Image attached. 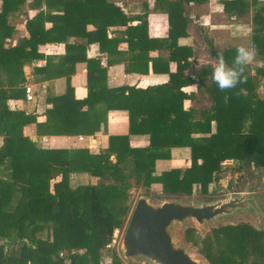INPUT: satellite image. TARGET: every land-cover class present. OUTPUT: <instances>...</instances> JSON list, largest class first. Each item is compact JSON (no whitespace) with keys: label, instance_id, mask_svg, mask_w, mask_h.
<instances>
[{"label":"trees","instance_id":"1","mask_svg":"<svg viewBox=\"0 0 264 264\" xmlns=\"http://www.w3.org/2000/svg\"><path fill=\"white\" fill-rule=\"evenodd\" d=\"M183 1L198 3L207 0L166 2L168 38L171 43L169 46L158 47L171 48V58L176 59L178 65L182 59L187 61L190 55L184 49L176 47L177 40L187 35L186 19L181 16ZM253 3L258 9L252 17L254 28L251 45L264 61V0H253ZM157 4H162V0H157ZM87 5L98 6L99 0H66L64 20L75 18L82 10L76 9L80 6L84 9ZM224 8L225 12L235 17L245 13L242 0L227 1ZM3 19L4 16L0 14V22ZM124 26L129 49L136 53L132 66L141 74H147L149 59L144 58V55L149 54L153 46L147 40L146 21H141L137 27L127 24ZM27 29L33 41L41 39L42 32L37 30L34 23H29ZM71 35L84 37L88 43L98 42L102 51H111L116 44L115 40L106 39L105 27L96 28L92 34L86 32L85 28L67 26L55 27L46 33V36L57 38ZM29 42L21 41L18 48L4 52L0 63L20 75L23 63L20 52ZM208 44L211 53L215 55L212 43ZM36 45L37 42L34 46ZM235 54L236 48L224 51L229 66ZM85 62L88 67V97L74 102L75 107L70 103L61 104L65 106L61 109L60 102H64L71 93L67 78L65 96L52 100L53 114L73 116L77 110L86 106L92 114V123L84 124L81 132L93 135L100 130L101 124L105 125L109 111H126L129 134L148 135L149 145L131 148L127 136H111L107 151L99 155L83 153L77 157L72 153L68 155L67 152H62L61 157L49 160L55 168L48 166L33 170L29 163L31 152L23 155L11 152L16 147L13 146L15 138L17 142L29 144L31 148L29 141L21 136V129L34 119L3 109L0 112V135L4 137L5 145L0 151V165L8 162L12 171L10 179L15 184L24 183L29 187L15 189L16 202L8 210L2 211L0 203V237L35 244L32 249L22 243L20 261L14 264H63L59 258L62 250L68 253L75 250L68 255L70 264H100L102 252L109 253L108 247L112 244L114 231L121 230L127 220L130 212L128 192L133 185L148 189L158 184L165 194L188 196L192 195L193 187L197 185L200 193L206 194L208 186L222 171V163L225 161L238 162L237 172L242 171L245 163L257 168L264 167V96L256 94L253 77H245L243 73L246 82L224 92L211 81L205 86V92L212 103L211 108L184 111L182 103L186 96L181 89L186 85L178 75L170 74L169 82L160 87L144 90L131 87L107 89L105 85L98 87V81L105 77V70H97L93 62ZM150 63L153 73L169 72V67L161 60L155 59ZM255 78L264 80V67L255 70ZM99 104L104 108L97 109L96 105ZM51 133L67 135L71 131L66 129ZM19 148L21 149L20 145ZM172 148L190 150V167L183 171L172 169L155 175V162L169 159ZM112 155L114 162L110 159ZM45 162L50 165L48 161ZM72 172L89 173L100 178V183L95 187L70 190L68 177ZM53 174L59 175L61 181L54 184L52 194L49 192V183ZM44 229H51L52 241L35 238L36 233ZM194 233L195 229H186L184 239L195 246L201 245L199 252L209 264H264V230H257L245 223L224 225L213 229L211 235L205 236L200 243L195 240ZM80 250L84 252L78 253ZM110 255L111 264H123L115 249H112ZM5 260L0 253V262L5 263Z\"/></svg>","mask_w":264,"mask_h":264},{"label":"crops","instance_id":"2","mask_svg":"<svg viewBox=\"0 0 264 264\" xmlns=\"http://www.w3.org/2000/svg\"><path fill=\"white\" fill-rule=\"evenodd\" d=\"M8 1L0 0V14L4 16L3 21L0 22V61L4 52L18 48L21 41L30 42L20 52L23 60L20 75L17 74V71L7 69L0 63V112L4 109L34 119L32 123L26 124L21 129V136L29 141L31 148H29V144L17 142L15 138L13 146L16 147L14 150L12 148L11 152V154L20 152L22 155L28 151L31 152L29 163L33 170L48 166L55 168V165L49 160L51 158L56 160V158L61 157L62 152H67L68 155L72 153L77 157L83 153L99 155L107 151L111 136H127L131 148H144L149 145L148 135L129 134L128 113L126 111H109L105 125L101 124L100 130L93 135H84L81 132L84 124L90 125L92 123L90 120L92 114L86 106L77 110L73 116L65 117L61 113L53 114L54 101L52 100L65 96L68 87L67 78H69L71 93L64 102H60L61 109L65 107L61 104L70 103L73 105L72 107H75L74 102L83 101L88 97V67L85 60L93 62L97 70H105V77L98 81V87L105 85L107 89L131 87L144 90L166 85L170 80V74H173L182 78L183 84L186 85L181 89V92L186 96L182 103L184 111L210 109L212 103L209 95L205 92V86H208L212 81L210 79L211 59L216 58L218 47L223 48V51L237 48L236 46L221 45L223 42L244 39L243 37H245L249 39V46L247 47L252 48L251 37L254 28L252 17L258 9L253 0H242L245 13L240 17H235L225 12L224 3L230 0H207L198 3L183 1L181 3V16L186 19L187 35L177 40L176 47L184 49L190 55L187 61L182 59L178 65L177 60L171 58L169 50L171 48L158 47V45L169 46L171 43L168 38L169 22L165 13V9L168 8L166 2L180 3V0H162V4H157V0H99L98 6L87 5L84 9L80 6L76 9H82L79 15L67 20H64L66 17L64 11L66 0ZM250 7L255 8V10L251 17L249 16L248 19L244 20ZM143 20L146 21L147 25V40L153 46L150 48L152 50L149 54L144 55V58L149 59L147 74H141L132 66V59L136 53L129 49L128 39L124 33V24L137 27ZM31 22L34 23L37 30L42 32L39 41H33L30 38L27 25ZM65 26L85 28L86 32L91 34L96 28L105 27L106 39L115 40L116 44H114V48L110 49L111 51H102L98 42L91 41L88 43L84 37L75 35L66 38L64 36L58 38L46 36V33L51 29ZM200 32L204 35L199 40L197 34ZM36 42L37 45L34 46ZM208 42L212 43V51L215 52V55L211 53ZM77 48L82 50H77ZM202 48L203 50L207 48L208 52L204 54ZM202 55L205 56V59L201 58ZM83 57L86 59H82ZM155 59L165 62L169 67V72L153 73L150 62ZM197 61L199 62V69L197 68ZM260 61L264 63L261 59ZM244 74L245 77H253V72L246 74L244 70ZM95 76L98 77V74L95 73ZM27 85L31 86L32 89V101L26 100L25 86ZM200 90H203L204 96L207 98V104L204 107H201L197 102L200 100ZM96 108L102 109L104 106L99 104L96 105ZM213 125L212 129L214 130ZM66 129L70 130L71 133L67 135L51 133ZM89 129L92 128L89 127ZM4 145V137L0 135V151ZM110 159L114 162V155ZM45 161H48L50 165H46ZM190 164V150L188 148H172L169 159L155 162V175L172 169L183 171L189 168ZM11 174L12 171L8 162L5 165H0L2 211L13 207L16 202L15 189L29 187L24 183L15 184L10 179ZM51 176L53 178L49 183V192L53 194L54 184L60 182L61 177L55 174ZM99 183L100 178L84 172H72L68 177V187L73 191L80 187H95ZM120 232L121 230H115L113 239ZM52 237L51 229L39 231L35 236L38 240L48 239L49 241H52ZM22 243L32 249L35 245L26 240L20 242L10 237H0V253L6 258L5 263L0 262V264H14V262L20 261ZM114 246L111 244L108 247L109 253L102 252L100 264L112 263L110 254ZM74 252L75 250L70 251V253L62 250L59 253V258L63 264H70L68 255ZM83 252V250L78 251V253ZM120 260L126 264L121 258Z\"/></svg>","mask_w":264,"mask_h":264},{"label":"water","instance_id":"3","mask_svg":"<svg viewBox=\"0 0 264 264\" xmlns=\"http://www.w3.org/2000/svg\"><path fill=\"white\" fill-rule=\"evenodd\" d=\"M220 187L223 195L212 199L181 195L153 200L141 194L119 242V257L126 264H209L195 254L186 241H179L178 228L216 229L233 225L240 216L248 217L257 226L264 223V198L247 176L237 177L234 171L233 176L220 181ZM220 222L229 224L217 226Z\"/></svg>","mask_w":264,"mask_h":264},{"label":"rangeland","instance_id":"4","mask_svg":"<svg viewBox=\"0 0 264 264\" xmlns=\"http://www.w3.org/2000/svg\"><path fill=\"white\" fill-rule=\"evenodd\" d=\"M255 8H249V13L247 14V16L244 17V20L248 19L249 16L251 17L253 12H254ZM204 33L202 34V32L197 34V38L200 40L203 37ZM244 39H237V40H233V41H227V42H223V44L221 45H225V46H236L239 47L240 45H244V46H249V39L243 37ZM223 49V48H221ZM203 53H207L208 49L205 48L203 50ZM201 58L205 59V56L202 55ZM202 59V60H203ZM259 67H264V63L260 61V58L256 55L254 61L247 65L245 67V73H249L251 74V72H253V78L255 80V85H256V94L259 97H263L264 96V80L261 78H255V70ZM200 100H198L197 102L199 103V105L201 107H204L207 103H206V96H204V92L203 90H200ZM214 126V125H213ZM223 165V169L222 171L217 175V179L213 180V182L208 186V191L206 194H201L200 193V187L199 186H195L193 187V193L192 195H190L191 198H195V199H212L218 196L223 195L222 192V188L220 187V181L223 179H228L230 176L234 175V171H237L236 168L239 166V163L236 161H225L222 163ZM243 169L241 172H237V177L240 175L243 176H247L248 179L251 180L252 182V186L253 188H258L257 192L259 194V196L264 198V167H260L257 168L253 165H249L247 163L242 165ZM245 180H243L242 183H244ZM131 183H133L131 181ZM141 194H146L148 196H150L151 199L153 200H159L163 197L165 198H175L176 196L179 197L181 195L186 196V194H177V195H171V194H165L160 186H155L152 185L150 188H142V187H137L135 185H133V187L131 188V190H129L128 195H129V205H130V212L129 215L138 199V197ZM188 196V195H187ZM129 215L127 217V220L123 226V228L121 229L120 234L116 235L114 237L113 240H115L114 242H112V244H114V248L117 251L119 242L121 241L125 226L127 224ZM239 224V223H245L248 224L250 226H252L253 228L257 229V230H264V223L261 226H257L256 224H254L252 222V220H250L248 217L245 216H240L237 218V220L235 222H233L232 224ZM221 224H229L227 222H220L217 226H220ZM193 229H195V233H194V238L195 240H197L199 243L201 242V240H203L205 238V236L207 235H211V231L213 230L214 227H210V228H206V229H201L199 227L196 226H192ZM191 226L188 227H180L176 230V235L177 238L179 239L180 242H185L184 240V232L186 229L188 228H192ZM189 248L191 250H193V252L197 255H199L200 257L204 258L203 255L199 252V250L201 249V245L195 246L192 243H188ZM118 252V251H117Z\"/></svg>","mask_w":264,"mask_h":264},{"label":"clouds","instance_id":"5","mask_svg":"<svg viewBox=\"0 0 264 264\" xmlns=\"http://www.w3.org/2000/svg\"><path fill=\"white\" fill-rule=\"evenodd\" d=\"M257 52L254 48L240 45L236 48V54L231 66L226 62L224 51L218 47L216 58L211 59L212 71L210 79L217 85L221 92L235 88L238 84L245 83L243 76L245 67L251 64ZM199 69V62L197 61Z\"/></svg>","mask_w":264,"mask_h":264},{"label":"built area","instance_id":"6","mask_svg":"<svg viewBox=\"0 0 264 264\" xmlns=\"http://www.w3.org/2000/svg\"><path fill=\"white\" fill-rule=\"evenodd\" d=\"M25 95H26L27 101L33 100V93H32L31 86H29V85L25 86Z\"/></svg>","mask_w":264,"mask_h":264}]
</instances>
